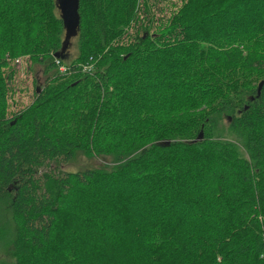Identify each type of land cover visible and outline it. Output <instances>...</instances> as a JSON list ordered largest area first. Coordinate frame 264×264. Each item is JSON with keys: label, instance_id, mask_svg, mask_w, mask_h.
<instances>
[{"label": "trees", "instance_id": "16d2710c", "mask_svg": "<svg viewBox=\"0 0 264 264\" xmlns=\"http://www.w3.org/2000/svg\"><path fill=\"white\" fill-rule=\"evenodd\" d=\"M181 1L161 19L152 0H80L77 54L56 58L57 0H0L5 258L264 264V0ZM7 55L44 75L12 119Z\"/></svg>", "mask_w": 264, "mask_h": 264}, {"label": "rangeland", "instance_id": "374dc122", "mask_svg": "<svg viewBox=\"0 0 264 264\" xmlns=\"http://www.w3.org/2000/svg\"><path fill=\"white\" fill-rule=\"evenodd\" d=\"M154 4V12L157 14V18L165 19L168 17L176 7L180 6L181 0H152ZM132 29V28H131ZM129 30V33L134 31ZM69 47L68 53L74 57L77 54V49L74 42ZM30 55H22L17 57H9L7 55L6 62L8 67H4L3 71L8 74H12V81L10 82V88L6 95V117L12 119L24 110L28 106L32 105L37 95V89L39 92L43 91L44 75L42 70L36 68L31 60ZM38 84H35V82ZM38 92V93H39ZM228 119L224 117L221 120V129H227ZM85 162V158H80L79 162H76L69 166H63L65 170H75ZM0 264H15L4 257L0 249Z\"/></svg>", "mask_w": 264, "mask_h": 264}, {"label": "water", "instance_id": "95a60500", "mask_svg": "<svg viewBox=\"0 0 264 264\" xmlns=\"http://www.w3.org/2000/svg\"><path fill=\"white\" fill-rule=\"evenodd\" d=\"M58 9L61 13L64 28L66 31L65 40L61 52L55 55L56 58H64L67 53L71 40L78 35L81 16H80V0H57ZM263 87V83L259 86V92ZM203 138L201 133L199 139Z\"/></svg>", "mask_w": 264, "mask_h": 264}, {"label": "built area", "instance_id": "2783aa9c", "mask_svg": "<svg viewBox=\"0 0 264 264\" xmlns=\"http://www.w3.org/2000/svg\"><path fill=\"white\" fill-rule=\"evenodd\" d=\"M57 63H59V62H57ZM60 71H61L62 73H65L66 68H65V67H60Z\"/></svg>", "mask_w": 264, "mask_h": 264}]
</instances>
